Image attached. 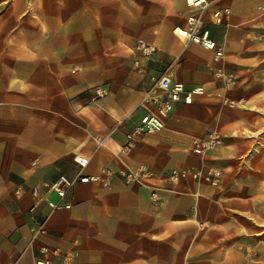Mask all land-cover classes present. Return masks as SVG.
I'll list each match as a JSON object with an SVG mask.
<instances>
[{
	"label": "crops",
	"instance_id": "1",
	"mask_svg": "<svg viewBox=\"0 0 264 264\" xmlns=\"http://www.w3.org/2000/svg\"><path fill=\"white\" fill-rule=\"evenodd\" d=\"M206 1L201 9L187 0H0V264H35L39 245L68 252L70 264H264L262 0ZM190 15L221 50L219 60L173 34ZM139 40L156 48L144 73L133 65ZM217 69L234 77L232 89H222ZM164 71L240 104L196 96L161 131L137 137L123 162L147 164L155 183L171 169L213 166L223 171L220 183L183 179L153 203L150 189L117 176L107 186L77 182L63 199L71 207L51 213L46 234L28 247L32 219L49 212L32 187L44 193L61 175L123 170L94 137L122 144L144 113L149 76ZM97 86L107 94L87 104ZM210 131L221 146L194 154L192 141Z\"/></svg>",
	"mask_w": 264,
	"mask_h": 264
},
{
	"label": "built area",
	"instance_id": "2",
	"mask_svg": "<svg viewBox=\"0 0 264 264\" xmlns=\"http://www.w3.org/2000/svg\"><path fill=\"white\" fill-rule=\"evenodd\" d=\"M191 7L205 8L206 0H187ZM258 10L264 12V0L258 6ZM219 12L214 15L218 16ZM222 15H228L225 11ZM187 27L173 29V34L182 41H191L202 47L214 51V60H219L222 57V52L215 47V43L208 38L207 31L199 32L200 20L195 15L187 17ZM180 33H183V39L180 38ZM135 49L139 52L140 58L133 63L134 68L138 73H144L146 64L155 53L156 48L151 43L139 40L135 45ZM214 75L222 81V89L228 91L235 85V79L217 69ZM151 85L146 89L141 96L139 107L144 110L131 129L125 134L124 141L119 146L109 144V135L95 136L94 141L98 147L107 149L115 158L124 165L121 171H113L111 169H103L99 175H76L73 179H68L64 175L59 176L51 184H44L45 192L41 193L39 186H34L31 189V195L36 203L45 201L49 208V212L42 220L32 219L29 227V239L27 246L34 247L37 241L46 234L45 222L47 217L59 210H66L71 207L69 202H64L66 192L77 182H100L107 186L113 177H119L126 185L137 184L150 189L151 200L153 203L160 202L159 193L169 191V185L178 183L183 179H192L196 182H205L210 185H218L223 177V171L213 166H203L199 169H171L167 171L162 179V183L152 181L153 173L147 164H140L137 167H130L123 162L133 148L135 139L141 135L153 134L161 131L165 127V120L175 111L178 105H190L195 101L196 96H206L213 98L220 104L226 105L229 108H234L240 104V101L230 99L226 94L216 91L209 92L203 85L193 88H186L183 83L173 82L170 73L164 71L161 74H151L149 76ZM107 90L104 87L97 86L89 90L90 97L87 99V104L93 103L95 100L105 96ZM221 146V136L216 131H210L204 138H195L191 144V151L199 156H204L207 152L215 151ZM75 162L81 167L85 165V161L77 157ZM32 164H35L34 162ZM22 188L18 186L15 190L19 194ZM53 192L56 195L55 200L48 199L46 195ZM72 256L68 252L60 250L58 247H48L39 245L36 247L34 263L35 264H70Z\"/></svg>",
	"mask_w": 264,
	"mask_h": 264
},
{
	"label": "bare ground",
	"instance_id": "3",
	"mask_svg": "<svg viewBox=\"0 0 264 264\" xmlns=\"http://www.w3.org/2000/svg\"><path fill=\"white\" fill-rule=\"evenodd\" d=\"M178 30H182V29L179 28ZM183 37H184V36H183V33H180V38L184 40Z\"/></svg>",
	"mask_w": 264,
	"mask_h": 264
},
{
	"label": "rangeland",
	"instance_id": "4",
	"mask_svg": "<svg viewBox=\"0 0 264 264\" xmlns=\"http://www.w3.org/2000/svg\"><path fill=\"white\" fill-rule=\"evenodd\" d=\"M221 105H223V104H221ZM224 106H226V105H224ZM226 107H228V106H226Z\"/></svg>",
	"mask_w": 264,
	"mask_h": 264
}]
</instances>
